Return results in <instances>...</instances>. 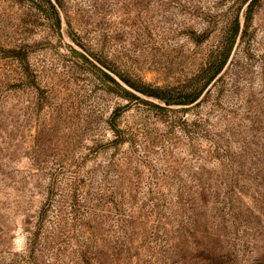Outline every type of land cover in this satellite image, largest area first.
Instances as JSON below:
<instances>
[{
	"label": "rangeland",
	"instance_id": "rangeland-1",
	"mask_svg": "<svg viewBox=\"0 0 264 264\" xmlns=\"http://www.w3.org/2000/svg\"><path fill=\"white\" fill-rule=\"evenodd\" d=\"M250 1L0 0V264H264Z\"/></svg>",
	"mask_w": 264,
	"mask_h": 264
},
{
	"label": "trees",
	"instance_id": "trees-1",
	"mask_svg": "<svg viewBox=\"0 0 264 264\" xmlns=\"http://www.w3.org/2000/svg\"><path fill=\"white\" fill-rule=\"evenodd\" d=\"M257 0H251L247 6H246V19L249 18V13L252 12V7L253 4ZM50 2V1H49ZM52 8H54L53 5H51ZM54 12L56 13V18H57V24L59 23V17L57 15L56 9L54 8ZM238 26L233 27V29H230L229 31V38H230V44L228 49H225L223 52L220 53V58L216 61H214L207 69V73H209L207 79L204 81L202 85L199 87H196L189 91L188 93H184L183 95H169L167 92L158 90V89H152L148 86L145 85H138L134 84L131 82L129 79L120 77V79L130 87L134 88L135 90H138L139 92L149 95V96H154L156 98H159L161 100H164L165 104H170V103H181V104H188L194 102L201 94L203 91L204 87L208 84V82L214 78L223 68L225 65L229 52L232 48V45L234 43L235 37L238 32ZM111 80L125 93V94H130L125 88H123L119 82L116 80L112 79ZM134 96V95H133Z\"/></svg>",
	"mask_w": 264,
	"mask_h": 264
}]
</instances>
